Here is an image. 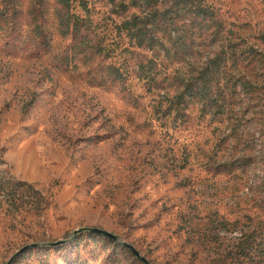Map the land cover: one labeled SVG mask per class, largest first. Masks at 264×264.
Wrapping results in <instances>:
<instances>
[{
  "label": "rangeland",
  "instance_id": "374dc122",
  "mask_svg": "<svg viewBox=\"0 0 264 264\" xmlns=\"http://www.w3.org/2000/svg\"><path fill=\"white\" fill-rule=\"evenodd\" d=\"M79 1L103 56L74 51L57 0L39 23L34 0H19L15 28L0 22V169L35 190L0 192V264H144L125 243L150 264H264V0H201L212 20L174 15L155 52L116 29L144 9L116 16L88 0V14ZM221 53L225 114L168 115L164 95ZM149 60L153 92L138 78ZM110 65L129 79L116 83Z\"/></svg>",
  "mask_w": 264,
  "mask_h": 264
},
{
  "label": "trees",
  "instance_id": "16d2710c",
  "mask_svg": "<svg viewBox=\"0 0 264 264\" xmlns=\"http://www.w3.org/2000/svg\"><path fill=\"white\" fill-rule=\"evenodd\" d=\"M46 1L34 0L33 2L32 16L37 23L46 19ZM77 2L78 0H57V4L62 9V26L66 29V33L72 36L74 41L73 49L80 52L86 50L93 56H103L107 52L104 46L101 43L92 44L90 37L83 33V29L92 30L93 21L91 16L87 18L74 12V6ZM79 2L80 7L89 14L88 0H80ZM109 2L113 6L112 14L116 16H121L123 13L128 12L131 7L144 9L143 15H133L120 25H116V29L120 34L125 33L132 46L149 52H155L160 48L163 49L165 46L164 39L172 40V31L168 28L173 25L170 20L173 19L174 15L179 18H187L189 16L190 18L203 21L212 20L213 18V13L204 6L201 0H171V6L173 7L168 9L159 7L160 0H131L130 3H127V0H109ZM0 6V22H5L11 28H15L20 15L19 0H0ZM175 8L177 10L174 12L173 9ZM41 27L42 24H39L36 28L38 37L43 40L45 37L40 31ZM228 62L229 59L221 53L197 67L189 76L178 79L175 95L171 97L166 93L160 103L168 102L167 114L170 116L174 114L181 116L190 105L195 104L199 105L205 114L213 113L215 116H223L226 108L225 97H222L224 93L219 88L221 86V76L225 73ZM152 65H155V61L149 60L146 63L140 61L137 64L138 78L148 85L149 92L160 89L157 67L155 68ZM107 70L116 83L124 84L129 79V76L125 75L121 68L117 66L110 65ZM1 153L0 151V166L5 164ZM237 164H241V160L228 163L227 166L234 168ZM21 190L26 192L27 196H30V192L35 191L26 183L15 182L7 178L0 169V192L15 195V192L18 193ZM35 193L38 194L37 191ZM254 232L261 239L258 245L264 247V221L258 222V228ZM125 249L135 259L141 260L130 249L127 247Z\"/></svg>",
  "mask_w": 264,
  "mask_h": 264
},
{
  "label": "water",
  "instance_id": "95a60500",
  "mask_svg": "<svg viewBox=\"0 0 264 264\" xmlns=\"http://www.w3.org/2000/svg\"><path fill=\"white\" fill-rule=\"evenodd\" d=\"M92 232L99 234V235H103L104 237H106L110 240H113V241L118 240L117 237L115 235H113L112 233L101 230V229L94 228V229H92ZM124 246L127 247L128 249H130L134 253V255L136 257L140 258L145 264H150L144 257L141 256V254L132 245L125 243ZM24 251H25V249H23L21 252H24Z\"/></svg>",
  "mask_w": 264,
  "mask_h": 264
}]
</instances>
